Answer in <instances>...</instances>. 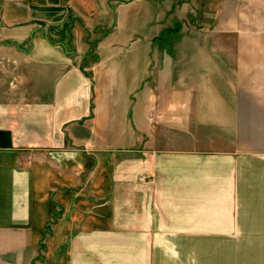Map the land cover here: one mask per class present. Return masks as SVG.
<instances>
[{
  "label": "crops",
  "instance_id": "0c3cea01",
  "mask_svg": "<svg viewBox=\"0 0 264 264\" xmlns=\"http://www.w3.org/2000/svg\"><path fill=\"white\" fill-rule=\"evenodd\" d=\"M183 18L196 40H148ZM41 240L43 264L264 255V0H0V264Z\"/></svg>",
  "mask_w": 264,
  "mask_h": 264
},
{
  "label": "rangeland",
  "instance_id": "374dc122",
  "mask_svg": "<svg viewBox=\"0 0 264 264\" xmlns=\"http://www.w3.org/2000/svg\"><path fill=\"white\" fill-rule=\"evenodd\" d=\"M39 4V5H38ZM56 3H49L46 2L42 3L40 5L39 2H37V14H39L42 18L47 19L52 18V12L56 10L55 8ZM54 9V10H53ZM64 19V18H63ZM78 19V20H77ZM74 19L73 22L78 27V33L70 34V37H68V40H76L85 42V43H91L95 42L97 40H105L109 38V35H111V32H109L113 26L109 25L108 17H100L98 20L95 19L99 27H96L95 21H91V19L88 18H77ZM169 27H171L170 22ZM73 28V27H72ZM75 28V27H74ZM57 35V34H56ZM196 35L193 33L188 32L187 28V22L186 18L181 19L179 27H175V30L173 32L168 31L167 29L164 30V32H156L152 34H148V40H161V41H180V42H190L193 40H196ZM185 51V49H181V51ZM161 51H171V50H158ZM166 55V54H165ZM168 55V54H167ZM170 55V54H169ZM86 57L85 64L88 63L91 60L92 52L91 50H88L87 53L84 55ZM84 64V65H85ZM259 242H255L254 244V251L255 253L258 252H264L263 249H261V246L258 244ZM221 243L212 241L211 245L210 242H200L196 241L193 246V251L196 254L195 257V264H237V261L235 259V256L231 254L232 251H234V243L228 242L226 246H221ZM46 248V242L45 240H41L37 242L36 245V256L29 264H43L44 261V250ZM210 254V257H207V255ZM243 264H264V255H256L254 257H244L243 258Z\"/></svg>",
  "mask_w": 264,
  "mask_h": 264
},
{
  "label": "built area",
  "instance_id": "2783aa9c",
  "mask_svg": "<svg viewBox=\"0 0 264 264\" xmlns=\"http://www.w3.org/2000/svg\"><path fill=\"white\" fill-rule=\"evenodd\" d=\"M141 179V178H140Z\"/></svg>",
  "mask_w": 264,
  "mask_h": 264
}]
</instances>
